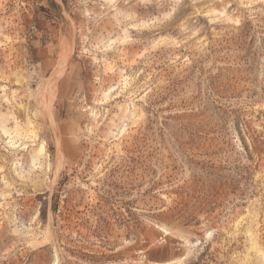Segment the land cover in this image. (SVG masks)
<instances>
[{"label":"rangeland","instance_id":"obj_1","mask_svg":"<svg viewBox=\"0 0 264 264\" xmlns=\"http://www.w3.org/2000/svg\"><path fill=\"white\" fill-rule=\"evenodd\" d=\"M0 264H264V0H0Z\"/></svg>","mask_w":264,"mask_h":264},{"label":"bare ground","instance_id":"obj_2","mask_svg":"<svg viewBox=\"0 0 264 264\" xmlns=\"http://www.w3.org/2000/svg\"><path fill=\"white\" fill-rule=\"evenodd\" d=\"M67 57H68V55H67ZM65 59H66V58H65ZM65 63H66V61H65ZM61 166H62L61 163H59L58 166H57V168H56V171H55V174H56V175H58V173H59V171H60V169H61Z\"/></svg>","mask_w":264,"mask_h":264}]
</instances>
